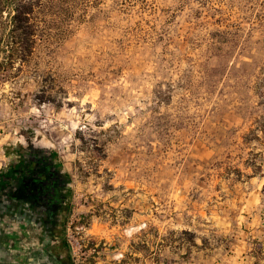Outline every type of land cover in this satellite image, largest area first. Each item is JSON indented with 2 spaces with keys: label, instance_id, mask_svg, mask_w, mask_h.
Instances as JSON below:
<instances>
[{
  "label": "rangeland",
  "instance_id": "1",
  "mask_svg": "<svg viewBox=\"0 0 264 264\" xmlns=\"http://www.w3.org/2000/svg\"><path fill=\"white\" fill-rule=\"evenodd\" d=\"M120 3L39 0L23 61L1 13L0 175L53 155L75 264H264V0Z\"/></svg>",
  "mask_w": 264,
  "mask_h": 264
},
{
  "label": "flooded vegetation",
  "instance_id": "2",
  "mask_svg": "<svg viewBox=\"0 0 264 264\" xmlns=\"http://www.w3.org/2000/svg\"><path fill=\"white\" fill-rule=\"evenodd\" d=\"M71 186L51 153L27 149L0 175V217L7 247L22 264H73Z\"/></svg>",
  "mask_w": 264,
  "mask_h": 264
},
{
  "label": "trees",
  "instance_id": "3",
  "mask_svg": "<svg viewBox=\"0 0 264 264\" xmlns=\"http://www.w3.org/2000/svg\"><path fill=\"white\" fill-rule=\"evenodd\" d=\"M138 0H120L128 5ZM39 0H0V15L5 9L11 11L5 38L6 53L16 55L21 61L32 53L36 38L35 14Z\"/></svg>",
  "mask_w": 264,
  "mask_h": 264
},
{
  "label": "crops",
  "instance_id": "4",
  "mask_svg": "<svg viewBox=\"0 0 264 264\" xmlns=\"http://www.w3.org/2000/svg\"><path fill=\"white\" fill-rule=\"evenodd\" d=\"M217 249L214 248V253ZM210 254L207 260L199 259L189 262L187 264H258L249 261L250 253L249 251L240 252L239 255L231 256L224 255L223 258H218L215 254ZM249 253V254H248ZM0 264H22L19 250L14 247L13 251L7 247L6 238L3 234L1 217H0ZM33 264V263H30ZM74 264V263H73Z\"/></svg>",
  "mask_w": 264,
  "mask_h": 264
},
{
  "label": "built area",
  "instance_id": "5",
  "mask_svg": "<svg viewBox=\"0 0 264 264\" xmlns=\"http://www.w3.org/2000/svg\"><path fill=\"white\" fill-rule=\"evenodd\" d=\"M74 264H75V262H74Z\"/></svg>",
  "mask_w": 264,
  "mask_h": 264
}]
</instances>
